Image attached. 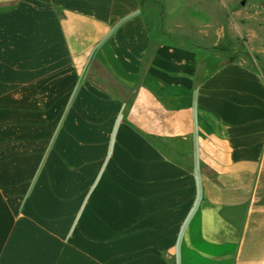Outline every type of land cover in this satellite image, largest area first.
Instances as JSON below:
<instances>
[{"label": "crops", "instance_id": "obj_1", "mask_svg": "<svg viewBox=\"0 0 264 264\" xmlns=\"http://www.w3.org/2000/svg\"><path fill=\"white\" fill-rule=\"evenodd\" d=\"M164 11L0 0V264H264V71Z\"/></svg>", "mask_w": 264, "mask_h": 264}, {"label": "rangeland", "instance_id": "obj_2", "mask_svg": "<svg viewBox=\"0 0 264 264\" xmlns=\"http://www.w3.org/2000/svg\"><path fill=\"white\" fill-rule=\"evenodd\" d=\"M143 7L149 8L157 2L163 3L164 16L179 20L175 34H183L191 44H198V31H210L218 23L224 24L229 33L227 17L232 16L237 26L236 37L223 38L217 46L206 47L207 53H215L219 59L200 60L201 68L208 72L226 61H238L264 71V0H141ZM224 1V5L223 2ZM227 7L230 12H227ZM159 11V9H157ZM228 15V16H227ZM149 17V21L153 25ZM153 20V19H152ZM188 26V27H187ZM200 34V33H199ZM256 34V36H255ZM225 40V41H224ZM94 78V77H93ZM99 83L103 88L112 89L114 82ZM105 78V77H104ZM109 86V87H108ZM166 152V151H163Z\"/></svg>", "mask_w": 264, "mask_h": 264}, {"label": "trees", "instance_id": "obj_3", "mask_svg": "<svg viewBox=\"0 0 264 264\" xmlns=\"http://www.w3.org/2000/svg\"><path fill=\"white\" fill-rule=\"evenodd\" d=\"M196 234V233H195ZM194 241V244L195 246L201 248V247H208L207 245H204L202 243L199 242V239L196 238L193 240ZM198 242V243H197ZM186 253V252H185ZM186 256H188L191 260H194L195 262L197 263H200V264H206V262L202 259H200L199 257H197L195 254H192V253H186Z\"/></svg>", "mask_w": 264, "mask_h": 264}]
</instances>
